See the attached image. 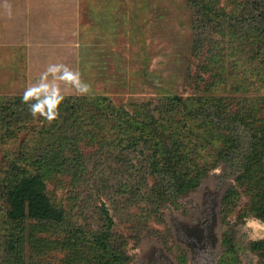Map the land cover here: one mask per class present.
<instances>
[{
    "label": "rangeland",
    "instance_id": "obj_1",
    "mask_svg": "<svg viewBox=\"0 0 264 264\" xmlns=\"http://www.w3.org/2000/svg\"><path fill=\"white\" fill-rule=\"evenodd\" d=\"M245 6V0H79L80 25L71 38L78 63L69 73L79 87L72 95L107 99L79 114L122 120H93L95 140L105 142L91 147L85 173L50 181L51 196L66 211L63 227L10 223L0 192V264H103L94 237L108 229L105 210L117 255L134 262L156 245L166 251L160 241H168L170 213L183 208L170 196V181L176 175L187 182L202 171L209 175L203 187L218 177L226 180L224 191L232 183L228 219L251 217L238 225V245L245 264H258L247 244L250 235L260 237L256 226L264 227L254 218L264 208V69L249 65L254 35L240 25ZM176 96L187 110L168 103ZM19 97L0 100L28 115L15 123L0 119V173L8 176L13 170L5 164L19 150L33 154L61 135L51 124V132L39 134L50 122L42 120L45 100ZM218 103L228 113L245 109L237 132L213 116ZM241 137L244 148L235 154ZM246 138L254 145L245 162ZM13 237L18 252L8 248Z\"/></svg>",
    "mask_w": 264,
    "mask_h": 264
},
{
    "label": "trees",
    "instance_id": "obj_2",
    "mask_svg": "<svg viewBox=\"0 0 264 264\" xmlns=\"http://www.w3.org/2000/svg\"><path fill=\"white\" fill-rule=\"evenodd\" d=\"M245 3V13L241 18L240 25L250 32V34L254 35L250 56L252 61L249 65L251 64L252 66L253 64L255 68L264 69V0H245ZM19 96H29L31 99L45 100L46 102L43 105L45 118L42 120L50 122L48 125L40 127L39 134L51 132L52 130L47 128L51 124L49 128H59L61 135L59 134V136L52 140L51 144H46L44 148H35L33 154L28 149L22 148L12 157L13 159H9V162H6L5 166L9 167V169L12 168L13 171L10 172L9 176L0 173V192L4 198L5 215L10 223L16 225L25 220H31L35 222V230L40 229L44 225L56 228L63 227L67 222L66 211L51 196L50 181L53 182L57 176L68 173L67 171H70L71 176L74 178H78L79 175L85 173L87 164L89 163L87 158L89 154L92 157V153L95 152L92 151L91 147L94 148L95 144L100 145V142H105L104 140L98 142L95 140V135L92 133L93 128L97 124L93 120L122 119L120 116L113 114L108 116L106 113L101 114V119H97L95 115H90L89 110L84 111L83 115L79 114L80 111L84 110L83 108L95 103L99 105L101 101L107 100L98 96L16 94L0 95V100L11 101L12 99L20 98ZM168 103L185 110L188 109L187 103L182 96L169 99ZM164 105H167V102ZM10 106V103H1V120H13L15 123L16 120H25L26 116H28L19 111L20 107L9 111ZM244 110V108L240 107L238 111L228 113L225 104L218 103L215 104L213 116L220 121L224 128L234 133L238 130L235 120H245L244 117L246 115H244ZM195 111L196 114L200 115L201 110L197 108ZM85 120H89L90 123L86 124ZM3 123L6 124V122ZM246 134L247 131L244 133V136ZM241 139L242 141H239L240 145L243 142L242 137ZM246 140L248 141L247 138ZM248 142L247 148L243 151L245 162L251 158L249 153H252L250 150L252 145H254V138H249ZM240 145L235 149V154L239 148H244L243 145ZM115 146H119V144ZM226 162L230 164L232 160H227ZM205 173L203 171L199 172L193 175L187 182H184L180 176L174 175L169 184L171 187L170 196L185 194L193 189L206 175ZM244 174H240L237 178H241ZM104 215H106L108 229L103 230L101 233H95L94 244L96 249L104 252L105 262L103 264H126L130 260V257L123 254L117 255V250L112 248L109 241L112 219L107 210L104 211ZM254 215L264 221V208H259ZM69 233H73V231L70 230ZM8 244V248L12 251H19L20 246L14 237ZM258 245L260 248L262 247L264 253V241L259 242ZM228 246L234 250L233 245ZM78 253L76 251V257L74 258L81 261ZM260 264H264V258Z\"/></svg>",
    "mask_w": 264,
    "mask_h": 264
},
{
    "label": "crops",
    "instance_id": "obj_3",
    "mask_svg": "<svg viewBox=\"0 0 264 264\" xmlns=\"http://www.w3.org/2000/svg\"><path fill=\"white\" fill-rule=\"evenodd\" d=\"M79 13V0H0V95L78 90L69 73L78 63L71 38Z\"/></svg>",
    "mask_w": 264,
    "mask_h": 264
},
{
    "label": "flooded vegetation",
    "instance_id": "obj_4",
    "mask_svg": "<svg viewBox=\"0 0 264 264\" xmlns=\"http://www.w3.org/2000/svg\"><path fill=\"white\" fill-rule=\"evenodd\" d=\"M208 176L206 174L203 178ZM238 176L230 174L235 180ZM223 177L225 178V174ZM203 178L193 189L176 197L179 202L182 201L183 208L170 213L168 241H160L166 251L156 245L149 252L142 251L134 262L129 256L130 260L127 263L202 264L205 261L207 264H213L208 261L211 259L214 264H245L238 245L240 237L238 225L250 220L251 217L239 216L234 221L228 219L227 214L231 212L228 204L232 183L224 191L223 185L226 180L222 177H218L216 184L205 187L201 186ZM254 218L264 223L260 218L256 216ZM254 227L255 225H250L251 229ZM256 229L260 237L250 235L247 245L249 253L257 256L260 264L264 253L258 244L264 241V236H261L264 233L259 226H256ZM228 245H233L234 250Z\"/></svg>",
    "mask_w": 264,
    "mask_h": 264
},
{
    "label": "water",
    "instance_id": "obj_5",
    "mask_svg": "<svg viewBox=\"0 0 264 264\" xmlns=\"http://www.w3.org/2000/svg\"><path fill=\"white\" fill-rule=\"evenodd\" d=\"M260 230L262 231V233H264V227L260 228Z\"/></svg>",
    "mask_w": 264,
    "mask_h": 264
}]
</instances>
